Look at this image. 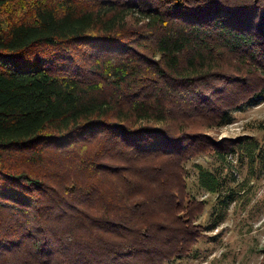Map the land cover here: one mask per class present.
<instances>
[{"label":"trees","instance_id":"obj_1","mask_svg":"<svg viewBox=\"0 0 264 264\" xmlns=\"http://www.w3.org/2000/svg\"><path fill=\"white\" fill-rule=\"evenodd\" d=\"M263 97L264 0H0V264L187 257Z\"/></svg>","mask_w":264,"mask_h":264},{"label":"rangeland","instance_id":"obj_2","mask_svg":"<svg viewBox=\"0 0 264 264\" xmlns=\"http://www.w3.org/2000/svg\"><path fill=\"white\" fill-rule=\"evenodd\" d=\"M231 117L212 135L219 140L250 137L258 150L253 157L237 152L224 161L203 156L186 164L190 193L206 203L198 219L205 236L190 255L168 264L264 263V97ZM199 166L219 174V192L201 184Z\"/></svg>","mask_w":264,"mask_h":264}]
</instances>
